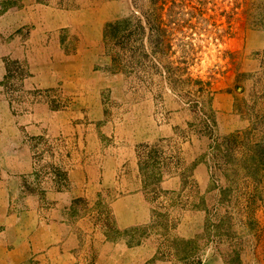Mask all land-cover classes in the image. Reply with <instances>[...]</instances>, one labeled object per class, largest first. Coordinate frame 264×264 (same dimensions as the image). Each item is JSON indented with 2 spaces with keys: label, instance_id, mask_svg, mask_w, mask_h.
<instances>
[{
  "label": "rangeland",
  "instance_id": "rangeland-1",
  "mask_svg": "<svg viewBox=\"0 0 264 264\" xmlns=\"http://www.w3.org/2000/svg\"><path fill=\"white\" fill-rule=\"evenodd\" d=\"M261 152L264 0H0V264H264Z\"/></svg>",
  "mask_w": 264,
  "mask_h": 264
},
{
  "label": "trees",
  "instance_id": "trees-1",
  "mask_svg": "<svg viewBox=\"0 0 264 264\" xmlns=\"http://www.w3.org/2000/svg\"><path fill=\"white\" fill-rule=\"evenodd\" d=\"M260 146H261V143H260ZM254 161L256 162L255 164L256 171L257 170H259L260 172L263 171L264 170V152H261L257 157H254Z\"/></svg>",
  "mask_w": 264,
  "mask_h": 264
},
{
  "label": "crops",
  "instance_id": "crops-1",
  "mask_svg": "<svg viewBox=\"0 0 264 264\" xmlns=\"http://www.w3.org/2000/svg\"><path fill=\"white\" fill-rule=\"evenodd\" d=\"M140 199H139V197L138 196H136L135 197V199H123V200H121L118 204H117V210L119 211V212H123L124 211V205H127L128 203H130V202H134V201H139Z\"/></svg>",
  "mask_w": 264,
  "mask_h": 264
}]
</instances>
